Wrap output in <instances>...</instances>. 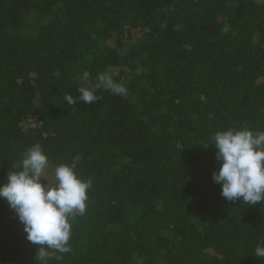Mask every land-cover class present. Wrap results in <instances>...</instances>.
<instances>
[{
	"label": "trees",
	"instance_id": "1",
	"mask_svg": "<svg viewBox=\"0 0 264 264\" xmlns=\"http://www.w3.org/2000/svg\"><path fill=\"white\" fill-rule=\"evenodd\" d=\"M82 86L98 99L69 105ZM231 128L264 131V0H0V184L35 145L42 181L73 162L93 181L48 264H264V202L213 181ZM37 250L0 199V264Z\"/></svg>",
	"mask_w": 264,
	"mask_h": 264
},
{
	"label": "clouds",
	"instance_id": "2",
	"mask_svg": "<svg viewBox=\"0 0 264 264\" xmlns=\"http://www.w3.org/2000/svg\"><path fill=\"white\" fill-rule=\"evenodd\" d=\"M89 75L83 72L82 79L87 80ZM95 88L127 96L126 86L105 73L98 74ZM77 91V97L70 93L64 97L69 105L78 101L92 104L98 99L88 87ZM212 140L220 162L219 170L213 172V181L221 184V196L227 201L242 198V203L249 206L264 202V131L231 128L216 132ZM48 162V156L35 145L25 152L17 165L19 170L10 171L7 183L0 184V199L14 210L26 239L38 246L37 264H48L60 258L56 253L71 251V222L86 212L88 190L93 183L78 176L74 162L58 164L54 169L55 183H46L42 176ZM255 256L264 260V240L257 243Z\"/></svg>",
	"mask_w": 264,
	"mask_h": 264
}]
</instances>
